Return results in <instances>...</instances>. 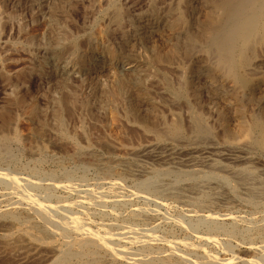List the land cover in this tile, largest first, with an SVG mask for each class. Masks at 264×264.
I'll use <instances>...</instances> for the list:
<instances>
[{
	"label": "rangeland",
	"instance_id": "rangeland-1",
	"mask_svg": "<svg viewBox=\"0 0 264 264\" xmlns=\"http://www.w3.org/2000/svg\"><path fill=\"white\" fill-rule=\"evenodd\" d=\"M46 1L48 3H46ZM53 1L52 0H40V1L39 0H2L1 2L0 0V11H1L0 21H2L0 22V30L1 28L3 30V32L2 30L0 31L2 32L0 34V114L1 112L3 113V111L4 112L6 110L9 111L10 115H12V118L9 119L10 124H8V126L10 127H8L9 128L8 130H6V133L11 132V134H13L16 133L17 131L16 134L21 139L20 143L19 142L13 143L11 145V149L9 148L8 149L9 151L7 150V153L6 150L4 151L3 152L4 156L0 160V172L6 175L5 177L2 176V179L0 180V198H1L0 201L2 200V198L3 199L5 198L0 203V210H1L0 229H8L12 227V223H10L11 221L3 218L1 214L6 210L5 208H7L4 207L6 206L4 204H7L8 206V203L6 202L8 201V198L11 196L8 195L9 189L13 190L15 188V190L13 191L14 192L16 191L17 194L18 193L23 194L21 196H24L26 198L30 197L28 199V203L31 202L30 204H32L33 206L37 205L36 207H39L40 206L39 204H43L42 206H45V209H49L50 211L52 210L51 211L52 213L55 211L56 215L55 212L52 214L53 217L55 216L54 217L55 219H59V217H64V215H61V212L64 214L65 212H67L69 214L70 211L69 217H66L67 214L66 213L65 218H61V219L73 220L75 218V220L71 222L77 228L79 227V224L82 223V226L80 225L79 229H82L81 227L84 226L83 221H85L84 223L85 226H87V229L84 226L83 228L85 230L84 229L82 230H84L85 232L88 231L87 233H89L90 230L89 233L90 237L96 236L95 239L97 238V236L98 239H100L99 237H102V239L100 240H103L104 238V241H106L107 243L111 242V244L115 245L116 247L119 246V248L121 247L124 249H128V247L130 246L129 249L131 251H140V250L145 251V249L150 250L152 248L151 250L153 249L154 251L159 250L160 253L164 252L165 254H167V252L169 253L170 250L174 248L173 246H175L174 249H176V251L177 249L179 250L181 248L180 251H177L178 253L182 254L184 252L185 254L183 253V255L189 256L188 258L189 259L192 258L191 260L193 259L209 260L208 257H214L215 255H217L215 257L216 259L212 258V260H210L212 264H214V262L216 264V260L219 261V259H223L220 260V262L221 263L223 262V264L225 263L231 264L229 262L233 258L230 257H234V256H235L234 260L236 259L235 264H245V263L249 264V262H251L250 264H257V263L264 264V255H262L264 254V250H263L264 249V218H263L264 188L260 190L257 189V187L261 188V186L258 184V181L264 183V158H263L264 156L255 150L249 149L246 152L247 153L246 155L250 159V161L254 159L253 161H251L252 163L247 162V163L234 165L235 163L233 162V160L231 163V159H230L231 157H229L231 155L230 154L231 148L228 147L224 142H222V139L220 138L222 137V134L220 131V126L219 124H217L218 123L217 118H204L207 124L206 127L210 129L209 134L211 136L209 135L207 138H204L205 141H203V138L200 140L199 138L197 139L193 138L194 135L191 132V129L189 130L192 124V118H189V114H190L189 110L184 109L185 106L183 103H181L183 106L181 105V107H179L180 106L179 100H177L176 96L172 94L170 95L169 92L167 93V90L164 87V85L163 84H162L163 86L160 85V83H163L162 80L164 78H167L169 75L170 76L167 78L168 80L171 79L172 81H174L177 79L176 81H178L179 83L180 76L178 75L180 74L177 73L176 70L173 69L171 66L162 64V67H160V65L156 66V64L155 63L153 64L152 62L153 60L152 49L155 47L158 50L164 52L168 49V44L162 42L157 37L155 39L149 37V33L148 34L146 33L147 29H146V25H144L145 23L143 21H139V18L143 15V13L152 10L151 8H154L158 12H162V10H165L164 9L166 8L165 6L167 7L174 6L177 4L178 1L177 0H164V1L162 0H149V1L148 0H53ZM104 1L106 3H104ZM172 3L174 5H172ZM153 4H155L156 6H154ZM114 5L116 8H118L120 12V19H121L120 29L119 28L117 29L115 24H112L108 20L107 14L112 12L114 8L112 6ZM40 6H42L43 8ZM93 9L96 11L94 12ZM109 24L111 26H109ZM61 28L63 29L61 30ZM20 29L22 31H20ZM122 29L124 31L123 33H121ZM41 31L44 32L42 33ZM60 32H62L63 34L65 32L67 33L63 35ZM143 35L144 38L142 37ZM63 36L64 38L66 37L71 39L74 38V40L78 45L76 44V49H75L76 53H74L73 56H70L65 53L62 57L58 58L56 54L53 53L52 51L55 45L57 46L58 39H60V42L64 43ZM145 36H148L146 37L148 40L145 38ZM54 37L55 38L57 37V39L54 40ZM93 38L96 39V44H93L94 43L92 41ZM26 39L27 41H25ZM123 40L127 41L133 46L132 47L133 51L121 49L120 43ZM132 41L133 43H131ZM52 43L54 44V47H52L53 46ZM104 47L105 49L110 47V49L113 50V52L115 53V59L113 61V64L111 65L112 67H108V61ZM181 65L185 69L184 70V74L186 75L185 79L191 80V75H190V71L187 68V64L183 63ZM184 65L186 66L187 70ZM138 66L139 68H137ZM140 66L142 70L140 69ZM99 69L101 70L98 71ZM166 69L173 71L169 72L168 70L166 71ZM185 71L187 73H185ZM144 72H146L147 74ZM126 73H129L131 75L129 74L127 75ZM165 73L167 74L165 75ZM175 73L178 75H176ZM139 75L141 77L143 75L142 77L143 80L142 78L139 77ZM148 75H150V77ZM137 76L139 79L135 78ZM153 76H155V79H153ZM127 77L128 78L132 77L134 82L147 88V90L149 89V93H150L149 96L151 95L149 97L150 102L140 103L136 101L134 96L131 99L130 97L127 98L126 95L122 94V101H121L122 105L116 107V109L115 108L113 109L110 106H108L107 103H105L104 94H102V92L99 90H101L100 88L111 90L117 85L122 84L123 80H124L123 82L127 81L128 79ZM79 79L81 80L79 81ZM158 79L159 80L161 79L160 81L162 82H160ZM152 81L153 82L159 81V82L152 83ZM82 82H84V84H82ZM178 83H176L175 81L173 82L174 86L178 85ZM48 84L50 88L48 87ZM157 84H159L160 86H156ZM147 85L149 86L152 85V86L149 87ZM50 89L52 90L50 91ZM66 93L70 94L69 95L70 98H72L73 101L76 102V106L71 107L72 109L64 107L61 103L64 97H67ZM168 99L170 101H168ZM19 101H22L23 104L19 105L18 104ZM130 103L131 106L129 105ZM144 104L146 105V107ZM176 104L178 106H176ZM30 105H33L36 108V112H37L36 114L37 118L35 117L33 121L34 124L30 123L25 117L24 107ZM101 106L104 107V111H102L103 107L101 108ZM79 109L83 111H80ZM183 109L185 110L184 112ZM71 110L74 111L71 112ZM155 112L157 113L158 119L153 117ZM55 113L58 114L59 116V120H60L59 122L57 121L54 115ZM112 113L113 114L115 113L114 116ZM168 113H170L171 115L170 114L168 115ZM183 114L186 117L183 116ZM163 115H165V117ZM140 116L143 117L147 116V117L139 118ZM176 117L178 122L181 124L180 127H182L184 136L176 139L174 138V140H172L169 137L162 138L163 140L158 139L156 137V134L154 133L155 130L157 129L156 131H162V129H165L164 126L167 127L166 125L171 126L175 124V121L177 122ZM160 118H163V120L161 119V121H159ZM190 119L191 121H189ZM226 119H228V123H230L229 125L232 128H234L235 122L232 121L230 118H226ZM179 120L182 121L180 122ZM168 121L169 123H167ZM37 123L38 124L40 123L41 125L44 126V131H43L44 133H42L41 137H38L36 135L33 136L29 135V131L33 132V130L38 126ZM61 123L62 124L64 123L63 124L64 126ZM188 124L190 125V127ZM33 125L35 126L37 125V126L35 127ZM232 125H234V127ZM50 126L52 127L50 128ZM144 126L148 127L149 132L144 129ZM154 126L157 128H155ZM31 128H33V130ZM152 128L154 129L153 132L151 131ZM140 131H142V133ZM150 132L154 135H151ZM189 132H191L192 134H190ZM59 135L63 137L61 138V136ZM105 137L108 138L106 139ZM28 138L29 140H27ZM149 138H151L152 140ZM146 142L152 144L154 143V145L156 146L155 151L158 153L154 154L155 157L146 156L144 154L139 153V148L143 146L142 145L143 143L146 144ZM117 144L121 146H118ZM25 147H27V149ZM116 149H118V153L121 154L122 152L124 153L122 155H124V157L126 156L127 158L126 162H128L126 163V166L118 167V172H125L126 169L130 171L127 174L124 173L125 174L124 178L121 179H117V177L115 176L106 177L102 173V169H101L103 166L114 165L113 160L115 158L113 154H118ZM119 150L122 152H120ZM128 150L130 152H128ZM196 151H198V153L195 155H201L202 157H210V155L207 154L210 153L213 154L216 157V161L218 160L217 163H219L220 165H224L226 169L217 171V170H211L209 166L206 164H202L199 166H190L189 163L186 164L183 161V159L189 158L190 153ZM174 152L175 154L172 155L171 153ZM166 153L168 155L169 154L171 155L168 156ZM10 156L12 157L8 158ZM220 156L222 157L220 158ZM215 157L212 158L215 159ZM166 159H170V161L172 160L171 163L168 160V163L165 164V162H167ZM244 166L250 172L253 173L252 175L253 178L251 177L250 178L251 180H248V182L245 183L248 184V186H245L244 183H241L236 177H234V175L231 172V169L242 168ZM166 172L169 174V176ZM1 173L0 175H2ZM186 173L189 175V177H187L188 175ZM152 174L155 176H153ZM158 175L160 176L157 177ZM204 175L206 177H204ZM213 175L216 177H214ZM12 177L15 178V180ZM207 177H209L210 181L206 180ZM10 178L16 181L18 184L20 183L19 180L24 182H21V184H19L17 188L16 187L17 184L13 186L15 182ZM145 178L150 179L148 185L146 186L144 185L145 182H143ZM182 178L183 179L187 178V180H183ZM189 178L191 179V181ZM155 179L157 182L155 181ZM164 179L165 181L163 182ZM9 180L11 181L9 182ZM152 180L155 182H153ZM176 180H178L177 181L178 183L176 182ZM107 181L110 182L108 183ZM141 181L143 182L142 184L140 183ZM6 182L7 184L9 183L7 185L8 187L6 185L3 186V184H5ZM10 183L13 185H11ZM22 183L23 184L27 183V185H24L23 187ZM111 183L113 186L111 185ZM188 183L191 186L188 185ZM57 184L60 188L56 186ZM62 184H65L63 185L65 186L64 187L65 189H61L63 188ZM68 184L69 186H67ZM71 184L72 185L76 184V185L72 186ZM21 185L23 189H21ZM143 185L145 187L144 189H143ZM12 186L13 188H11ZM32 186L35 189L32 188ZM114 186L117 187L115 188ZM154 186L155 187L157 186V188H155ZM67 187L73 193L71 191H68ZM174 187L178 188V190ZM25 188H28V190H26ZM158 188L162 189V191L161 190L159 191ZM247 188L251 192L248 191ZM254 188L257 190H255ZM73 189H75L76 191ZM4 190L7 191L8 193L5 192ZM109 190L111 191V193ZM29 191H31L30 194L33 192L32 195H29ZM169 192L171 193L172 196L169 194ZM252 192L254 193L252 194ZM26 194H28L29 196ZM167 194L170 195L171 198ZM81 195L84 197H82ZM95 196L98 198H96ZM34 197L35 199L36 197L39 198L37 199V201L42 200L41 201L42 203L38 202V204H36L35 202L37 201H35ZM147 198L151 200H148ZM44 199H46L50 205ZM152 199L154 202L152 201ZM26 200L25 202H27ZM89 200H91L92 202ZM96 200L98 201L96 202ZM100 202H106V203H100ZM65 204H67L66 207L64 206L63 207L64 209L61 208ZM97 204L98 205L101 204L102 206L101 205L96 206ZM49 206L51 207L49 208ZM53 209H58V211L57 210L53 211ZM59 209L61 212L59 211ZM15 212L19 213V216H22L24 214L21 208L15 209ZM58 212L59 214H57ZM208 214H210V216L212 215V217L214 216L215 220L214 217L208 218L210 217L207 216ZM72 215H76V216L73 217ZM215 215L217 216V218ZM78 219H80L82 222H80V220ZM76 220H78L77 222L79 224L76 222ZM75 222L76 225L78 224V226L75 225ZM101 224L102 225L104 224L103 229L101 227L102 226ZM122 224L125 225L128 224V225L125 226ZM177 224H181V227L180 225ZM100 228L102 230H100ZM138 228H140L139 231L141 230L140 231L141 233L145 232V234L147 235L144 234L141 235L140 232H137ZM152 228L155 229L153 230ZM127 229L131 231H129L128 233ZM147 229L148 231L149 230L150 231L149 232L145 231ZM125 230H127L126 231L127 233H122L125 232ZM106 233L108 235H106ZM124 234H126V236L128 234L129 237L124 236ZM135 234L137 237L135 236ZM104 235L106 237H104ZM111 236L114 239L111 240ZM122 237L126 239L123 240ZM132 237L134 238V240ZM135 237L137 238L136 241H135ZM158 237L159 239L161 237V240H159ZM201 237L204 238L201 239ZM208 237L209 238L214 237V238L213 240L211 239L212 241H210ZM19 238L20 237L0 239V264H48L49 263V261L53 256V252H52L53 249L48 242L35 241L36 242L35 243L32 239L29 240L25 238L23 239L22 238L19 239ZM156 238L159 241H157ZM153 239L155 242L152 241ZM109 240L111 241L109 242ZM119 240L120 242L119 244H117ZM115 241H117V243ZM127 241L130 242L127 243ZM160 241L162 242L160 243ZM179 241H181L180 242L181 244L178 243ZM146 242L148 243L150 242V243L146 244ZM213 242L214 244L215 243L216 244L215 245L212 244ZM184 243H186L187 245L186 244H185L186 246L182 245ZM140 244L142 245V247ZM171 245L172 247L170 248L169 246ZM199 245L201 246V249L197 247ZM220 247L222 250L220 249ZM197 248H198V252L196 251ZM202 248L204 250H202ZM191 250L193 255L190 253ZM189 253L190 255H188ZM208 254H210V256H208ZM211 254L213 256H211ZM259 254H261V256ZM95 255L97 256H95V259L92 262L89 263L88 261L85 264H94V263L97 264L98 262H100L99 264H108V263L126 264L123 261L121 262V260L111 261L112 260L110 259L111 257L104 250L95 251ZM253 258H256L258 262H255L256 259ZM220 262L217 264H221ZM231 262L232 264H234V261Z\"/></svg>",
	"mask_w": 264,
	"mask_h": 264
},
{
	"label": "bare ground",
	"instance_id": "bare-ground-1",
	"mask_svg": "<svg viewBox=\"0 0 264 264\" xmlns=\"http://www.w3.org/2000/svg\"><path fill=\"white\" fill-rule=\"evenodd\" d=\"M40 1V0H39ZM53 1V0H52ZM149 1V0H148ZM164 1V0H162ZM177 4L174 5L172 3V5L174 6H165L166 8H164L165 10H162V12H158L156 11L154 8H151L152 10L147 11L146 13H143V15L139 18V21H143L144 25H146V33H149V37L155 39L156 37L161 40L162 42H165L168 44V49L166 51H160L157 48H153L152 49V53H153V64L155 63L156 66L160 65V67H162V64H165L167 66H171L173 69L176 70L177 73H179L180 78H179V83L178 81H176V77L174 80L176 83H178V85L173 84L174 81H172L171 79L168 80L167 78L170 76L168 73V77L164 78L162 81L163 83H160V85H164V87L167 90V93L169 92L170 95H174L176 96L177 100H179V104L181 107V103L184 104L185 106V110L188 109L189 110V118H192V124H191V128H189V130L191 129V132L193 133L194 137L193 138H199L202 139L203 141L204 138H207L210 134H209V130L206 127V121L204 118H217V121L220 126V131L222 134V137H220L222 139V142H224L228 147L231 148L230 150V156L231 157V163L232 160L236 164H241V163H247V162H251L253 160L250 161V159L247 157V151L249 149L251 150H255L258 153L262 154L264 156V0H177ZM2 2V0H1ZM4 2V1H3ZM56 2V1H55ZM58 2V1H57ZM100 2V1H99ZM168 2V1H167ZM176 2V1H175ZM42 3V2H40ZM46 3H48L46 1ZM54 3V1H53ZM104 3H106L104 1ZM141 3V2H140ZM154 3V2H153ZM159 3V2H158ZM161 3V2H160ZM36 4V3H35ZM66 4V3H65ZM74 4V3H73ZM164 4V3H163ZM162 4V5H163ZM34 5V4H33ZM47 5V4H46ZM52 5V4H50ZM58 5V4H57ZM154 6H156L155 4H153ZM61 6V5H60ZM146 6V5H145ZM42 7V6H40ZM59 7V6H58ZM70 7V6H69ZM97 7V6H96ZM102 7V6H100ZM112 12H110L108 15V20L109 22H111L112 24H115L116 28L120 29L121 27V23H120V12L118 10V8L114 6ZM127 7V6H126ZM37 8V7H36ZM43 8V7H42ZM45 8V7H44ZM93 8V7H92ZM104 8V7H103ZM38 9V8H37ZM47 10V9H46ZM54 10V9H53ZM68 10V9H67ZM71 10V9H70ZM94 10V9H93ZM49 11V10H48ZM91 11V10H90ZM96 10H94L95 12ZM1 12V11H0ZM102 12V11H101ZM41 13V12H40ZM51 14V13H50ZM55 14V13H54ZM71 14V13H70ZM43 15V14H42ZM94 15V14H93ZM96 15V14H95ZM48 16V15H47ZM45 16V17H47ZM85 16V15H84ZM3 17V16H2ZM1 17V18H2ZM43 17V16H42ZM41 17V18H42ZM62 17V15H61ZM94 17V16H93ZM6 18V17H5ZM136 18V17H135ZM34 19V18H32ZM38 19V17H37ZM50 19V17H49ZM48 19V20H49ZM52 19V18H51ZM56 19V18H55ZM126 19V18H125ZM10 20V19H9ZM42 20V19H41ZM47 20V21H48ZM59 20V19H58ZM90 20V19H89ZM13 21V19H12ZM56 21V20H54ZM60 21V20H59ZM128 21V20H127ZM135 21V20H134ZM2 22V21H0ZM6 22V21H4ZM8 22V21H7ZM33 22V21H32ZM42 22V21H41ZM70 22V21H69ZM34 23V22H33ZM48 23V22H47ZM61 23V22H60ZM66 23V22H65ZM110 23V24H111ZM129 23V22H128ZM142 23V22H141ZM2 24V23H1ZM36 24V23H35ZM39 24V23H38ZM64 24V23H63ZM109 24V26H111ZM135 24V23H133ZM139 24V23H138ZM8 25V24H7ZM49 25V24H48ZM55 25V22H54ZM106 25V24H105ZM128 25V24H126ZM143 25V26H144ZM5 26V25H4ZM3 26V27H4ZM57 26V24H56ZM123 26V25H122ZM137 26V25H136ZM142 26V27H143ZM2 27V26H1ZM46 27V26H44ZM67 27V26H66ZM100 27V26H99ZM124 27V26H123ZM122 27V28H123ZM127 27V26H126ZM132 27V26H131ZM19 28V26H18ZM17 28V29H18ZM130 28V27H129ZM139 28V27H138ZM137 28V29H138ZM48 29V28H47ZM63 28H61L62 30ZM77 29V28H76ZM100 29V28H99ZM124 29V28H123ZM123 29L121 30L123 33ZM145 29V27H144ZM2 30V28H1ZM0 30V31H1ZM52 30V29H51ZM59 30V31H61ZM67 30V29H66ZM131 30V29H130ZM129 30V31H130ZM133 30V29H132ZM20 31H22L20 29ZM45 31V30H44ZM43 31V32H44ZM57 31V30H56ZM65 31V30H64ZM83 31V30H82ZM145 31V30H144ZM3 32V30H2ZM0 32V34L2 33ZM42 32V31H41ZM42 32V33H43ZM81 32V31H80ZM131 32V31H130ZM19 33V32H17ZM61 34H63L62 32H60ZM67 33V32H65ZM65 33L63 35H65ZM24 34V33H23ZM78 34V33H77ZM120 34V33H119ZM134 34V33H133ZM142 34V33H141ZM144 34V33H143ZM22 35V34H21ZM56 35V34H55ZM54 35V36H55ZM58 35V34H57ZM67 35V34H66ZM79 35V34H78ZM116 35V34H115ZM128 35V34H127ZM135 35V34H134ZM43 36V35H42ZM47 36V35H46ZM70 36V35H69ZM68 36V37H69ZM132 36V35H131ZM137 36V35H136ZM140 36V35H139ZM28 37V36H27ZM33 37V36H31ZM59 37V36H58ZM134 37V36H133ZM144 38V35L142 36ZM148 36H145V38ZM64 38V36H63ZM62 38V39H63ZM119 38V37H118ZM141 38V37H140ZM57 39V37H54V40ZM89 39V38H88ZM136 39V37H135ZM134 39V40H135ZM147 39V38H146ZM30 40V39H28ZM47 40V39H46ZM52 40V39H51ZM53 40V41H54ZM64 43L60 42V39H58V44L57 46L54 44L52 47H54L53 49V53L56 54V56L62 57L65 53L73 56L76 49V41L71 38H64ZM119 40V39H118ZM132 40V39H131ZM144 40V39H143ZM148 40V39H147ZM151 40V39H149ZM27 41V39L25 40ZM36 41V40H35ZM42 41V40H41ZM48 41V40H47ZM46 41V42H47ZM50 41V40H49ZM92 41L94 42L93 44H96V39H92ZM91 41V42H92ZM45 42V43H46ZM112 42V41H111ZM135 42V41H134ZM14 43V42H13ZM18 43V41H17ZM20 43V42H19ZM24 43V42H23ZM120 43V42H118ZM133 43V41L131 42ZM34 44V43H33ZM116 44V43H115ZM114 44V45H115ZM121 49L122 50H130L133 51V46L128 43L127 41L123 40L121 43ZM144 44V43H142ZM17 45V44H16ZM19 45V44H18ZM24 45V44H23ZM78 45V44H77ZM136 46V45H135ZM50 47V46H49ZM102 47V46H101ZM81 48V47H80ZM99 48V47H98ZM112 48V47H111ZM117 48V47H116ZM167 48V47H166ZM83 49V48H82ZM81 49V50H82ZM101 49V48H100ZM105 49V47H104ZM113 49V48H112ZM120 49V50H121ZM162 49V48H161ZM29 50V49H27ZM33 51V50H32ZM118 51V50H117ZM30 52V51H29ZM106 52V56H107V61H108V67H112L111 65L113 64V61L115 59V53L113 52V50L109 48L105 49ZM121 52V51H120ZM126 52V51H124ZM36 53V52H35ZM118 53V52H117ZM142 53V52H141ZM82 54V53H81ZM122 54V53H121ZM120 54V55H121ZM96 55V54H95ZM97 56V55H96ZM126 57V56H125ZM129 59V58H127ZM148 59V58H147ZM132 60V59H131ZM116 61V60H115ZM127 61V60H126ZM51 62V61H50ZM121 62V61H120ZM128 62V61H127ZM138 63V62H137ZM187 64V68L190 71V75H191V80H187L185 79V74H184V68L182 67L181 64ZM135 64V63H134ZM141 64V63H139ZM152 64V63H151ZM152 64V65H153ZM130 65V64H129ZM53 66V65H52ZM132 66V65H131ZM137 66V65H136ZM142 66V65H141ZM140 66V69H141ZM164 66V65H163ZM185 66V65H184ZM83 67V66H82ZM159 67V68H160ZM66 68V67H65ZM71 68V67H70ZM116 68V67H115ZM132 68V67H131ZM139 68V66L137 67ZM144 68V67H143ZM167 68V67H166ZM171 68V69H172ZM186 68V66H185ZM186 68V70H187ZM46 69V68H45ZM83 69V68H82ZM91 69V68H90ZM134 69V68H133ZM148 69V67H147ZM145 69V70H147ZM79 70V69H78ZM101 69H99L98 71H100ZM106 70V68H105ZM108 70V68H107ZM130 70V69H129ZM132 70V69H131ZM137 70V69H136ZM135 70V71H136ZM142 70V69H141ZM173 71V70H169L166 69V71ZM73 71V70H72ZM112 71V70H111ZM165 71V72H166ZM188 71V72H189ZM52 72V71H51ZM79 72V71H78ZM90 72V71H89ZM92 72V71H91ZM115 72V71H114ZM137 72V71H136ZM159 72V70H158ZM175 72V71H174ZM55 73V72H54ZM111 73V72H110ZM109 73V74H110ZM132 73V72H130ZM146 73V72H144ZM153 73V72H152ZM185 73H187L185 71ZM56 74V73H55ZM127 75L129 73H126ZM135 74V73H134ZM147 74V73H146ZM158 74V73H157ZM167 73H165L166 75ZM49 75V74H48ZM53 75V74H52ZM98 75V74H97ZM125 75V76H127ZM131 75V74H129ZM141 75V74H140ZM139 75L140 78L142 77ZM151 75V74H150ZM150 75H148L150 77ZM161 75V74H160ZM159 75V76H160ZM174 75V74H173ZM184 75V76H183ZM78 76V75H77ZM156 76V75H155ZM155 76H153V79H155ZM158 76V77H159ZM129 77V76H128ZM127 77V78H128ZM162 77V76H161ZM160 77V78H161ZM47 78V77H46ZM63 78V77H61ZM70 78V77H69ZM96 78V77H94ZM105 78V77H104ZM110 78V77H109ZM134 78V76H133ZM133 78L130 77L127 79V81L123 82L122 80V84L117 85L116 87H114L111 90H107L105 88H100L102 92V94H104L105 97V103L108 104V106H110L111 108H115L119 107L120 105H122V94L126 95V97H130L131 99L133 98V96L135 97L137 102H143V103H149L150 99L149 97V89L147 90V88L143 87L140 84H137L136 82L133 81ZM135 78H138L135 77ZM148 78V77H147ZM172 78V77H171ZM68 79V78H67ZM71 79V78H70ZM87 79V78H86ZM139 79V78H138ZM81 79H79L80 81ZM95 80V79H94ZM93 80V82H94ZM111 80V79H110ZM115 80V79H114ZM143 80V78H142ZM157 80V78H156ZM159 80V79H158ZM161 80V79H160ZM159 80V81H160ZM67 81V80H66ZM76 81V80H75ZM91 81V80H90ZM105 81V80H104ZM157 81V82H159ZM160 81V82H162ZM59 82V81H58ZM64 82V81H63ZM99 82V81H98ZM156 82V81H155ZM152 81V83H155ZM156 82V83H157ZM172 82V84H171ZM54 83V82H53ZM81 83V82H80ZM106 83V82H105ZM62 84V82H61ZM71 84V83H70ZM74 84V83H73ZM79 84V83H78ZM82 84H84V82H82ZM102 84V83H101ZM100 84V85H101ZM115 84V83H114ZM54 85V84H53ZM91 85V83H90ZM89 85V86H90ZM99 85V84H98ZM113 85V84H112ZM159 84H157L156 86H160ZM162 85V86H163ZM69 86V85H68ZM94 86V84H93ZM114 86V85H113ZM149 86V85H147ZM152 86V85H151ZM149 86V87H151ZM49 87V84H48ZM62 87V86H61ZM50 88V87H49ZM91 88V87H90ZM153 88V87H152ZM56 89V88H55ZM62 89V88H61ZM65 89V88H64ZM70 89V88H69ZM74 89V88H73ZM157 89V88H156ZM159 89V88H158ZM52 89H50L51 91ZM59 90V89H58ZM164 90V89H163ZM67 91V90H66ZM72 91V90H71ZM68 91V92H71ZM78 91V90H77ZM98 91V90H97ZM162 91V90H161ZM67 92V93H68ZM74 92V90H73ZM158 92V91H157ZM160 92V91H159ZM66 93V94H67ZM93 93V92H91ZM162 93V92H161ZM18 94V93H17ZM74 94V93H73ZM23 95V94H22ZM70 94H67V97H64V99L62 100V105L66 108H71L73 106H76V102L73 101L72 98H70L69 96ZM88 95V94H87ZM92 95V94H91ZM62 96V95H61ZM69 96V97H68ZM82 96V95H81ZM101 96V95H100ZM161 96V95H159ZM28 97V96H27ZM102 97V96H101ZM173 97V96H172ZM79 98V97H78ZM77 98V99H78ZM91 98V97H90ZM94 98V97H93ZM103 98V97H102ZM26 99V98H25ZM175 99V98H174ZM87 100V99H86ZM101 100V99H100ZM159 100V99H158ZM129 101V100H128ZM156 101V100H155ZM168 101H170L168 99ZM28 102V101H27ZM135 102V101H134ZM136 102V103H137ZM158 102V101H157ZM133 103V102H132ZM163 103V102H162ZM19 105H22L23 102L19 101L18 102ZM35 104V103H34ZM84 104V103H83ZM87 104V103H86ZM89 104V103H88ZM98 104V103H97ZM134 104V103H133ZM161 104V103H160ZM178 104V103H177ZM176 104V106H178ZM131 106V103L129 104ZM138 105V104H137ZM145 105V104H144ZM172 105V104H171ZM94 106V105H93ZM136 106V105H135ZM140 106V105H139ZM183 106V105H182ZM58 107V106H57ZM103 106H101L102 108ZM141 107V106H140ZM146 107V105H145ZM166 107V106H164ZM178 107V108H179ZM38 108V107H37ZM54 108V107H53ZM99 108V107H98ZM97 108V109H98ZM100 108V109H101ZM154 108V107H153ZM170 108V107H169ZM173 108V106H172ZM3 109V108H2ZM1 109V110H2ZM8 109V108H7ZM25 117L26 119L32 123L34 121V118L36 117V108L33 105L30 106H25ZM46 109V108H45ZM72 109V108H71ZM76 109V108H75ZM93 109V108H92ZM144 109V108H143ZM183 109V112L185 111ZM19 110V109H18ZM80 110V109H79ZM87 110V109H86ZM139 110V109H138ZM142 110V109H141ZM149 110V109H148ZM164 110V108H163ZM174 110V108H173ZM176 110V109H175ZM180 110V109H179ZM182 110V109H181ZM7 111V110H6ZM3 113L1 112L0 114V160L3 158L4 154L3 152L10 148L11 149V145L13 143H17V142H21L20 137L16 134L13 133H6V130H8L10 126H8L9 123V119L12 118V115H10L9 111ZM74 110H71V112ZM83 111V110H80ZM94 111V110H93ZM102 111H104V107L102 109ZM150 111V110H149ZM148 111V112H149ZM156 111V109H155ZM166 111V110H165ZM162 112V111H161ZM20 113V112H19ZM42 113V112H41ZM52 113V112H51ZM92 113V112H91ZM102 113V112H101ZM110 113V112H109ZM135 113V112H134ZM144 113V112H143ZM181 113V112H180ZM179 113V114H180ZM16 114V113H15ZM21 114V113H20ZM73 114V113H71ZM79 114V113H78ZM77 114V115H78ZM85 114V113H84ZM113 114V113H112ZM115 114V113H114ZM113 114V116H114ZM152 114V113H151ZM160 114V112H159ZM167 114V113H166ZM170 113H168L169 115ZM188 114V112H187ZM186 114V115H187ZM24 115V114H23ZM57 121L59 122V116L58 114H54ZM66 115V114H65ZM162 115V114H161ZM171 115V114H170ZM38 116V115H37ZM61 116V115H60ZM150 116V115H149ZM153 116V115H152ZM165 117V115H163ZM180 116V115H179ZM183 116H185L183 114ZM182 116V117H183ZM24 117V118H25ZM48 117V116H47ZM86 117V116H85ZM126 117V116H125ZM145 117V116H144ZM143 116H140L139 118H144ZM147 117V116H146ZM145 117V118H146ZM154 118L158 119L157 113L155 112ZM168 117V116H167ZM170 117V116H169ZM181 117V118H182ZM186 117V116H185ZM37 118V117H36ZM82 118V116H81ZM84 118V117H83ZM127 118V117H126ZM150 118V117H148ZM152 118V117H151ZM180 118V117H179ZM188 118V117H187ZM226 118H230L232 121L235 122V127L234 125H232L234 128H232L228 123V119ZM51 119V117H50ZM49 119V120H50ZM61 119V118H60ZM114 119V117H113ZM112 119V120H113ZM161 119L163 120V118H160L159 121H161ZM173 119V117H172ZM185 119V118H184ZM183 119V120H184ZM14 120V119H13ZM20 120V119H19ZM24 120V119H22ZM37 120V119H35ZM53 120V119H52ZM51 120V121H52ZM108 120V119H107ZM111 120V119H110ZM153 120V119H152ZM175 120V119H174ZM177 120V117H176ZM115 121V119H114ZM156 121V120H155ZM172 121V120H171ZM180 121V120H179ZM182 121V120H181ZM180 121V122H181ZM187 121V120H186ZM191 121V119L189 120ZM98 122V121H97ZM143 122V121H142ZM216 122V120H215ZM233 122V123H234ZM13 123V122H12ZM82 123V122H81ZM169 123V121L167 122ZM188 123V122H187ZM214 123V122H213ZM232 123V122H231ZM53 124V123H52ZM62 124V123H61ZM64 124V123H63ZM62 124V125H63ZM190 124V123H189ZM188 124V125H189ZM209 124V123H208ZM216 124V123H215ZM216 124V125H217ZM38 125V126H37ZM37 127L35 125L34 130L33 128H31L33 130V132H30L29 130V135H36L38 137L42 136V133H44V126L41 125L40 123H37ZM171 125V124H170ZM185 125V124H184ZM211 125V124H210ZM215 125V126H216ZM55 126V125H54ZM64 126V125H63ZM167 127L164 126L165 129H162V131H156L155 130V134L156 137L158 139H162L165 137H169L172 140H174V138H180L183 135V131H182V127L181 124L175 121V124L169 126L166 125ZM209 126V125H208ZM212 126V125H211ZM31 127V126H30ZM29 127V128H30ZM52 126H50L51 128ZM62 127V126H61ZM151 127V126H150ZM149 127V128H150ZM155 127V126H154ZM153 127V128H154ZM162 127V126H161ZM190 127V125H189ZM49 128V129H50ZM59 128V127H58ZM152 128V132L154 131V129ZM157 128V127H155ZM160 128V127H159ZM218 128V127H217ZM216 128V129H217ZM28 129V128H27ZM47 129V127H46ZM54 129V128H53ZM144 129L146 131H148V127L144 126ZM151 129V128H150ZM149 129V130H150ZM215 129V128H214ZM56 130V129H55ZM219 131V133H220ZM9 132V131H8ZM13 132V131H12ZM27 132V131H26ZM46 132V131H45ZM51 132V131H50ZM57 132V131H56ZM142 133V131H140ZM149 132V131H148ZM186 132V131H185ZM191 132H189L190 134H192ZM49 133V132H47ZM151 133V132H150ZM11 134V135H9ZM21 134V133H20ZM61 134V133H60ZM185 134V133H184ZM28 135V136H29ZM144 135V134H143ZM151 135H154L151 133ZM150 135V136H151ZM61 136V135H59ZM58 136V137H59ZM68 136V135H67ZM76 136V135H75ZM149 136V135H148ZM211 136V135H210ZM27 137V136H26ZM63 136H61L62 138ZM22 138V137H21ZM25 138V137H24ZM70 138V137H69ZM106 138V137H105ZM108 138V137H107ZM106 138V139H107ZM218 138V137H216ZM65 139V138H64ZM148 139V138H147ZM151 139V138H149ZM29 140V138L27 139ZM152 140V139H151ZM163 140V139H162ZM166 140V139H165ZM184 140V139H183ZM36 141V140H35ZM104 141V140H103ZM108 141V140H107ZM150 141V140H149ZM168 141V140H167ZM179 141V140H177ZM144 142V141H143ZM175 142V141H174ZM74 143V142H73ZM103 143V142H102ZM176 143V142H175ZM179 143V142H178ZM184 143V142H183ZM196 143V142H195ZM203 143V142H202ZM210 143V142H209ZM32 144V142H31ZM180 144V143H179ZM182 144V143H181ZM193 144V143H192ZM206 144V143H205ZM223 144V143H222ZM118 146H121L119 144H117ZM143 146L139 148V153L144 154L146 156H154L155 153H158L155 151L156 146L154 145V143H147L146 144H142ZM32 146V145H31ZM78 146V145H77ZM103 146V145H102ZM141 146V145H139ZM138 146V147H139ZM164 146V145H162ZM161 146V147H162ZM222 146V145H221ZM225 146V145H224ZM16 147V146H15ZM79 147V146H78ZM110 147V146H109ZM169 147V146H168ZM226 147V146H225ZM18 148V147H17ZM27 149V147H25ZM29 148V147H28ZM34 148V147H33ZM113 148V146H112ZM165 148V147H164ZM227 148V147H226ZM76 149V148H75ZM124 149V148H123ZM134 149V148H133ZM159 149V148H158ZM157 149V151H158ZM170 149V148H169ZM209 149V148H208ZM45 150V149H44ZM105 150V149H104ZM114 150V148H113ZM117 153H118V149ZM135 150V149H134ZM166 150V149H165ZM171 150V149H170ZM167 150V151H170ZM204 150V149H203ZM206 150V149H205ZM9 151V150H8ZM120 151V150H119ZM132 151V149H131ZM202 151V150H200ZM199 151V152H200ZM207 151V150H206ZM229 151V150H228ZM226 151V152H228ZM26 152V150H25ZM29 152V151H28ZM78 152V151H77ZM116 152V151H115ZM122 152V151H120ZM128 152H130L128 150ZM96 153V152H95ZM114 153V152H113ZM112 153V154H113ZM133 153V152H132ZM138 153V151H137ZM161 153V152H160ZM169 153V152H168ZM179 153V152H178ZM186 153V151H185ZM190 153V152H189ZM188 153V154H189ZM198 151L196 152H191L190 153V157L189 158H184L183 161L187 164L189 163L190 166H199L202 164H206L209 166V168L211 170H222V169H226V167L224 165H220L219 163H217L216 161V157L213 154H207L210 155V157H202L201 155H195L197 154ZM208 153V152H207ZM218 153V152H217ZM220 153V152H219ZM250 153V152H249ZM9 154V153H8ZM108 154V153H107ZM110 154V153H109ZM122 154H124L122 152ZM121 153L118 154H113L114 155V165H110V166H103L102 169V173L107 177V176H115L117 177V179H121L124 178V175L127 174L128 172H130L128 169L125 170V172H118V167H124L126 166V162L127 158L126 156L124 157V155H122ZM129 154V153H128ZM164 154V153H163ZM167 154V153H166ZM172 155L175 154L171 153ZM169 154V155H171ZM186 154V155H188ZM253 154V153H252ZM14 155V154H13ZM12 155V156H13ZM42 155V154H41ZM75 155V154H74ZM137 155V154H136ZM168 155V154H167ZM168 155V156H169ZM184 155V154H183ZM185 155V156H186ZM12 156L8 157L11 158ZM30 156V154H29ZM35 156V155H34ZM166 156V155H165ZM227 156V155H226ZM111 157V156H110ZM159 157V156H158ZM164 157V156H163ZM162 157V158H163ZM182 157V155H181ZM212 157H215V159H213ZM222 156H220L221 158ZM40 158V157H39ZM161 158V157H160ZM166 158V157H165ZM170 158V157H169ZM176 158V157H175ZM219 158V157H218ZM264 158V157H263ZM171 159V158H170ZM170 159H166L167 162H165V164L168 163V160L170 161ZM175 160V159H174ZM6 161V159H5ZM99 161V160H98ZM172 161V160H171ZM170 161V163H171ZM262 161V160H261ZM182 162V163H184ZM252 163V162H251ZM113 164V163H112ZM172 165V164H171ZM227 165V164H226ZM230 166V165H229ZM16 167V166H15ZM98 167V166H97ZM165 167V166H163ZM168 167V166H166ZM170 168V167H169ZM195 168V167H194ZM197 168V167H196ZM163 169V168H162ZM166 169V168H165ZM250 169V168H249ZM100 170V169H99ZM168 170V169H167ZM155 171V170H154ZM158 171V170H157ZM162 171V170H161ZM166 171V170H165ZM172 171V170H171ZM229 171V170H228ZM156 172V171H155ZM232 174L234 175V177H236L241 183H244L245 186H248V184H245L248 182V180H251L250 178L252 177L253 173L250 172L245 166L242 168H236V169H231ZM1 173V172H0ZM125 173V174H124ZM153 173V172H152ZM167 173V172H166ZM170 173V172H169ZM193 173V172H192ZM2 175L0 180L2 179V176H6L4 173H1ZM143 174V173H142ZM161 174V173H160ZM168 174V173H167ZM187 174V173H186ZM230 174V173H229ZM153 175V174H152ZM157 175V174H156ZM188 175V174H187ZM192 175V174H191ZM207 175V174H206ZM8 176V175H7ZM10 176V175H9ZM13 176V175H12ZM63 176V175H62ZM139 176V175H138ZM142 176V175H141ZM147 176V175H146ZM155 176V175H153ZM160 175H158L157 177H159ZM169 176V174H168ZM194 176V175H193ZM201 176V175H200ZM199 176V177H200ZM214 176V175H213ZM232 176V175H231ZM11 177V176H10ZM134 177V176H133ZM145 177V176H144ZM143 177V178H144ZM151 177V176H148ZM189 177V175L187 176ZM204 177H206L204 175ZM203 177V178H204ZM216 177V176H214ZM218 177V176H217ZM13 178V177H12ZM17 178V177H16ZM19 178V177H18ZM38 178V177H37ZM162 178V177H161ZM164 178V177H163ZM168 178V177H167ZM181 178V177H180ZM191 178V177H190ZM189 178V179H190ZM235 178V179H236ZM253 178V177H252ZM7 179V178H5ZM11 179V178H10ZM15 180V178H13ZM11 179V180H13ZM21 179V178H20ZM176 179V178H174ZM178 179V178H177ZM183 179V178H182ZM192 179V178H191ZM190 179V181H191ZM211 179V178H210ZM236 179V180H237ZM255 179V178H254ZM9 180V182L11 181ZM13 180V181H14ZM17 180V179H16ZM23 180V179H22ZM150 179H146L143 181L145 182V186L148 185ZM154 180V179H153ZM152 180V181H153ZM183 180H187L183 179ZM194 180V178H193ZM206 180H209V177H207ZM214 180V179H213ZM218 180V179H217ZM216 180V181H217ZM4 181V180H3ZM21 184V181L19 180ZM18 181V182H19ZM37 181V180H36ZM156 181V179H155ZM153 181V182H155ZM165 181V179L163 180V182ZM178 180H176L177 182ZM210 181V180H209ZM258 181V180H257ZM5 182V181H4ZM14 185L17 184V188L19 186V184L14 181ZM28 182V181H27ZM33 182V181H32ZM38 182V181H37ZM108 182V181H107ZM110 182V181H109ZM108 182V183H109ZM142 181L140 182L141 184L143 183ZM157 182V181H156ZM175 182V183H176ZM180 182V181H179ZM195 182V181H194ZM256 182V181H253ZM3 183V182H2ZM40 183V182H39ZM138 183V184H140ZM178 183V182H177ZM185 183V182H184ZM187 183V182H186ZM191 183V182H190ZM197 183V182H196ZM9 184V183H8ZM7 182L5 184H3V186H7L8 185ZM23 184V183H22ZM31 184V183H30ZM51 184V183H50ZM151 184V183H150ZM180 184V183H179ZM183 184V183H181ZM198 184V183H197ZM252 184V183H251ZM256 184V183H255ZM253 184V185H255ZM258 184L261 186L257 187L258 190L263 189L264 188V183H262L261 181H258ZM27 185V183L23 184ZM29 185V184H28ZM37 185V184H36ZM60 185V184H59ZM65 184H62V186ZM72 185V184H71ZM70 185V186H71ZM76 185V184H75ZM72 185V186H75ZM112 185V183H111ZM117 185V184H116ZM120 185V184H119ZM143 185V189L145 188ZM156 185V183H155ZM164 185V184H163ZM188 185H190L188 183ZM196 185V184H195ZM13 186L11 188H13ZM30 186V185H29ZM28 186V188H29ZM57 187L58 184L56 185ZM69 186V184L67 185ZM113 186V185H112ZM118 186V185H117ZM116 186V187H117ZM122 186V185H121ZM191 186V185H190ZM238 186V185H237ZM243 186V185H242ZM8 187V186H7ZM22 185H21V189H23ZM26 187V186H25ZM31 187V186H30ZM37 187V186H36ZM56 187V188H57ZM65 186H63V188L61 189H65ZM110 187V185H109ZM115 187V186H114ZM115 187V188H116ZM123 187V186H122ZM125 187V186H124ZM155 187V186H154ZM240 187V185H239ZM10 188V187H9ZM28 188H25L26 190H28ZM32 188H34L32 186ZM41 188V187H40ZM60 188V187H59ZM68 188V187H67ZM75 188V187H74ZM77 188V187H76ZM105 188V187H104ZM152 188V187H151ZM157 188V186L155 187ZM160 188V187H159ZM158 188V189H159ZM165 188V187H164ZM176 188V187H174ZM192 188V187H191ZM194 188V187H193ZM242 188V187H241ZM6 189V187H5ZM24 189V190H25ZM35 189V188H34ZM32 189V190H34ZM38 189V188H37ZM72 189V188H71ZM110 189V188H109ZM149 189V188H148ZM178 190V188H176ZM190 189V188H189ZM251 189V187H250ZM255 189V188H254ZM255 189V190H257ZM15 190V188L13 189ZM12 189H9V196H13V197H9L8 201L4 204L7 207L5 208L6 210L1 214V216L5 219L10 220L12 223V227L8 228V229H0V239L3 238H13V237H20V238H25V239H32L34 242H48L50 244V246L53 249V256L51 258V260L49 261L48 264H85L86 262L89 261L92 262L95 259V251H99V250H104L105 252H107V254L111 257L110 259L113 260H121V262H125L126 264H212V262H210V260H212V258H215L217 255H215L214 257H208L209 260L207 259H201V260H191L186 255H183V253H178L177 251H180V249L176 251L175 246H173L174 248H172L170 250V252L167 254H162L160 253L159 250L154 251L153 250H146L145 251H131L128 247V249H124V248H119L116 247L115 245L111 244V240L114 239L111 236V240H109L110 243H107L106 241L100 240L102 239V237H99L100 239L97 238L95 239V237H90L89 233L85 232L84 230V226H85V221H83L84 226L81 227L82 229H79L80 225L82 226V223L79 224L77 221L80 220H76V222L79 224V227H75L74 224L72 223L73 220H75V218L73 220H65V219H61V218H65V214L67 212L62 213L59 209V211L61 212V215H64V217H59V219H55L53 217V213L55 212L54 210L58 209H53V213L49 210V209H45V206H42L43 204H39V207H36L38 204V202L41 201H37V198L35 199L36 206H33L32 204L28 203V198L21 196L23 194H17L16 191L14 192ZM21 190V191H24ZM25 190V191H26ZM31 190V191H32ZM48 190V189H47ZM75 190V189H73ZM78 190V189H77ZM95 190V189H94ZM102 190V189H100ZM108 190V189H107ZM112 190V189H111ZM124 190V189H123ZM162 191V189H159V191ZM167 190V188H166ZM174 190V189H173ZM191 190V189H190ZM248 190V188H247ZM246 190V191H247ZM254 190V191H255ZM5 191V190H4ZM18 191V189H17ZM20 191V193H21ZM29 191V195H32V193L30 194ZM68 191L69 190L68 188ZM76 191V190H75ZM99 191V190H98ZM104 191V190H103ZM110 191V190H109ZM153 191V190H152ZM250 191V190H248ZM7 192V191H5ZM72 192V191H71ZM157 192V191H156ZM164 192V191H163ZM251 192V191H250ZM8 193V192H7ZM28 193V192H26ZM73 193V192H72ZM77 193V192H76ZM104 193V192H103ZM111 193V191H110ZM115 193V191H114ZM122 193V192H121ZM149 193V191H148ZM155 193V192H154ZM158 193V192H157ZM160 193V192H159ZM162 193V192H161ZM168 193V192H167ZM172 193V191H171ZM171 193L169 192V194L171 195ZM254 192H252L253 194ZM257 193V192H256ZM93 194V193H92ZM100 194V193H99ZM166 194V192H165ZM198 194V193H197ZM28 195V194H26ZM28 195V196H29ZM37 195V194H36ZM77 195V194H76ZM79 195V194H78ZM86 195V194H85ZM98 195V194H96ZM116 195V194H114ZM118 195V193H117ZM141 195V194H140ZM168 195V194H167ZM168 195V196H170ZM173 195V193H172ZM171 195V196H172ZM199 195V194H198ZM258 195V194H257ZM263 195V193H262ZM3 196V195H2ZM1 196V197H2ZM50 196V195H49ZM48 196V197H49ZM82 196V195H81ZM89 196V195H88ZM100 196V195H99ZM138 196V195H137ZM144 196V195H143ZM151 196V195H150ZM160 196V195H158ZM167 196V197H168ZM170 196V198H171ZM177 196V195H176ZM202 196V195H201ZM261 196V195H260ZM24 197V198H22ZM84 197V196H82ZM96 197V196H95ZM102 197V196H101ZM112 197V196H111ZM136 197V196H135ZM145 197V196H144ZM255 197V196H254ZM253 197V198H254ZM258 197V196H257ZM98 198V197H96ZM95 198V199H96ZM131 198V197H130ZM146 198V197H145ZM161 198V197H160ZM205 198V197H204ZM207 198V197H206ZM1 199V198H0ZM5 199V198H4ZM2 198V200H4ZM27 199V200H26ZM32 199V198H31ZM30 199V200H31ZM85 199V198H84ZM112 199V198H111ZM119 199V198H118ZM123 199V198H122ZM148 199V198H147ZM156 199V197H155ZM169 199V198H168ZM1 200V201H2ZM7 200V199H6ZM25 200L27 202H25ZM46 200V199H44ZM100 200V199H98ZM96 200V202L98 201ZM102 200V199H101ZM110 200V199H109ZM116 200V199H114ZM151 200V199H148ZM0 201V203H1ZM34 201V200H32ZM47 201V200H46ZM91 201V200H89ZM145 201V200H144ZM153 201V199H152ZM5 202V201H4ZM48 202V201H47ZM81 202V200H80ZM86 202V201H85ZM92 202V201H91ZM112 202V200H111ZM154 202V201H153ZM42 203V202H41ZM100 203H106V202H100ZM34 204V203H33ZM47 204V203H45ZM49 204V202H48ZM81 204V203H80ZM93 204V203H92ZM96 204V203H95ZM162 204V203H161ZM50 205V204H49ZM57 205V204H55ZM67 204L63 205L61 208H63L64 206L66 207ZM101 205V204H100ZM100 205H96V206H100ZM120 205V204H119ZM43 208H42V207ZM61 206V204H60ZM102 206V205H101ZM51 206H49L50 208ZM70 207V206H69ZM68 207V208H69ZM105 207V206H104ZM21 208L23 210V215L19 216V213L15 212V209H19ZM57 208V206H56ZM152 208V207H151ZM4 209V208H3ZM64 209V208H63ZM146 209V208H144ZM17 211V210H16ZM68 211V210H67ZM146 211V210H145ZM1 212V210H0ZM22 212V211H21ZM72 212V211H71ZM156 213V212H155ZM59 214V212L57 213ZM68 214V213H67ZM66 217H69L70 215V211L69 214ZM154 214V213H153ZM56 215V212H55ZM148 215V214H147ZM73 217L76 215H72ZM71 216V217H72ZM131 216V215H130ZM163 216V215H162ZM207 216H210V214H208ZM216 216V215H215ZM227 216V215H226ZM57 217V216H56ZM72 217V218H73ZM83 217V216H82ZM86 217V216H85ZM212 215L208 218H211ZM214 217V216H213ZM212 217V218H213ZM220 217V216H219ZM133 218V217H132ZM217 218V216H216ZM236 218V217H235ZM264 218V217H263ZM71 219V218H70ZM83 219V218H82ZM89 219V217H88ZM84 220V219H83ZM87 220V219H86ZM173 220V219H172ZM171 220V221H172ZM175 220V219H174ZM177 220V219H176ZM215 220V217H214ZM72 221V222H71ZM170 221V220H169ZM179 221V220H178ZM75 222V225H76ZM80 222H82L80 220ZM89 222V221H88ZM128 222V221H127ZM174 222V221H173ZM177 222V221H176ZM205 222V221H203ZM250 222V221H249ZM248 222V223H249ZM181 223V222H180ZM236 223V222H235ZM240 223V222H239ZM243 223V222H242ZM78 224L76 226H78ZM87 224V223H86ZM203 224V223H202ZM220 224V223H219ZM251 224V223H250ZM249 224V225H250ZM10 225V224H9ZM100 225V224H99ZM102 225V224H101ZM104 225V224H103ZM103 225L101 226L103 229ZM125 225V224H122ZM121 225V227H122ZM128 225V224H126ZM125 225V226H126ZM180 225L181 224H177ZM11 226V225H10ZM9 226V227H10ZM97 226V225H96ZM110 226V225H108ZM130 226V225H129ZM8 227V226H7ZM85 228L87 229V226H85ZM109 228V227H108ZM112 228V227H111ZM117 228V227H116ZM119 228V227H118ZM127 228V227H126ZM133 228V227H132ZM146 228V227H145ZM192 228V227H191ZM99 229V228H98ZM100 228V230H102ZM136 229V228H135ZM140 228H138L137 232L139 231ZM144 229V228H143ZM142 229V231H143ZM153 229V228H152ZM155 229V228H154ZM153 229V230H154ZM110 230V229H109ZM117 230V229H116ZM128 230V229H127ZM125 230V232L122 233H129V231L131 230ZM220 230V229H218ZM217 230V231H218ZM95 231V230H94ZM108 231V230H106ZM114 231V230H113ZM127 231V232H126ZM133 231V230H132ZM145 231H148L145 230ZM150 231V230H149ZM148 231V232H149ZM192 231V230H191ZM98 232V231H97ZM110 232V231H109ZM120 232V231H119ZM94 233V232H91ZM96 233V232H95ZM99 233V232H98ZM103 233V232H102ZM111 233V232H110ZM118 233V232H117ZM121 233V232H120ZM133 233V232H132ZM141 233V232H140ZM147 233V232H146ZM113 234V233H112ZM147 235L144 233H141V235ZM98 235V234H97ZM103 235V234H102ZM106 235H108L106 233ZM134 235V234H133ZM154 235V234H153ZM101 236V235H100ZM115 236V235H113ZM124 236H126V234H124ZM128 236V234H127ZM126 236V237H127ZM132 236V235H131ZM136 236V234H135ZM104 237H106L104 235ZM129 237V236H128ZM134 237V236H133ZM132 237V238H133ZM137 237V236H136ZM135 237V241L136 238ZM139 237V236H138ZM19 238V239H20ZM123 238V237H122ZM140 238V237H139ZM144 238V237H143ZM199 238V237H197ZM204 237H201V239ZM209 238V237H208ZM214 238V237H213ZM213 238H209L210 241L213 240ZM18 239V241H19ZM110 239V238H108ZM116 239V238H115ZM126 239V238H125ZM123 238V240H125ZM128 239V238H127ZM131 239V238H130ZM150 239V238H149ZM152 239V238H151ZM157 239V238H156ZM159 239V237H158ZM161 240V237L160 239ZM212 239V240H211ZM16 240V239H13ZM11 240V241H13ZM134 240V238H133ZM163 240V239H162ZM198 240V239H197ZM205 240V239H204ZM10 241V240H9ZM26 241V240H25ZM154 241V239L152 240ZM156 241V242H157ZM166 241V240H165ZM208 241V240H206ZM209 241V242H210ZM8 242V241H7ZM17 242V241H16ZM15 242V243H16ZM35 242V243H36ZM117 243V241H115ZM114 242V243H115ZM120 240L118 241L117 244H119ZM130 241H127V243ZM155 242V241H154ZM153 242V244H154ZM162 241H160L161 243ZM181 241H179L178 243H180ZM184 242V241H182ZM200 242V241H199ZM215 242V239H214ZM214 242L212 244H214ZM220 242V241H218ZM217 242V245H218ZM10 243V242H9ZM13 243V242H12ZM126 243V244H127ZM134 243V242H133ZM150 243V242H149ZM148 242H146V244H149ZM170 243V242H169ZM176 243V242H175ZM177 243V244H178ZM187 243V242H186ZM186 243L182 244L185 245ZM205 243V242H204ZM145 244V243H144ZM165 244V243H164ZM174 244V243H173ZM181 244V243H180ZM216 244V243H215ZM214 244V245H215ZM220 244V243H219ZM222 244V243H221ZM141 245V244H140ZM139 245V246H140ZM163 245V244H162ZM168 245V244H167ZM187 245V244H186ZM185 245V246H186ZM192 245V244H191ZM128 246V245H127ZM148 246V245H146ZM150 246V245H149ZM179 246V245H178ZM189 246V243H188ZM200 246V245H199ZM197 246L199 249H201V246L199 247ZM142 247V245H141ZM170 248L172 247L169 246ZM183 247V246H182ZM191 247V246H190ZM227 247V245H226ZM225 247V248H226ZM251 247V246H250ZM259 247V246H258ZM257 247V248H258ZM127 248V247H126ZM146 248V247H145ZM189 248V247H188ZM198 248L196 249V251L198 252ZM256 248V247H255ZM186 249V248H185ZM221 249V247H220ZM136 250V249H135ZM138 250V249H137ZM161 250V249H160ZM184 250V249H183ZM193 250V249H192ZM192 250H191V254H192ZM202 250H204L202 248ZM201 250V251H202ZM222 250V249H221ZM220 250V251H221ZM227 250V249H226ZM225 250V251H226ZM264 250V249H263ZM224 251V250H223ZM222 251V253H223ZM200 252V251H199ZM190 253L188 255H190ZM195 253V252H194ZM208 253V252H207ZM233 253V252H232ZM185 254V253H184ZM206 254V253H205ZM219 254V253H218ZM226 254V253H225ZM252 254V253H251ZM262 254V253H261ZM261 254H259L261 256ZM193 255V254H192ZM207 255V254H206ZM256 255V254H255ZM264 255V254H262ZM108 256V258H109ZM197 256V255H196ZM208 256H210V254H208ZM211 256H213L211 254ZM231 256V255H230ZM233 256V255H232ZM192 257V256H191ZM200 257V256H199ZM207 257V256H206ZM205 257V258H206ZM235 257V256H234ZM234 257H230L233 258L232 260H230L229 263L232 264L231 261H234L235 264V260ZM240 257V256H239ZM263 257V256H262ZM100 258V257H99ZM201 258V257H200ZM211 258V259H210ZM220 258V257H218ZM217 258V259H218ZM237 258V257H236ZM103 259V258H102ZM100 259V260H102ZM107 259V258H106ZM216 259V258H215ZM225 259V258H224ZM228 259V258H227ZM240 259V258H238ZM256 259V258H253ZM252 259V260H253ZM99 260V259H97ZM220 260L223 259H219L216 260V264L220 262ZM251 260V261H252ZM106 261V260H105ZM215 261V260H214ZM228 261V260H227ZM225 261V262H227ZM244 261V260H243ZM75 262V263H74ZM109 262V261H108ZM117 262V261H116ZM255 262H258V260L256 259ZM97 263V261H96ZM100 262H98L97 264H99ZM102 263V262H101ZM107 263V262H106ZM221 263V262H220ZM245 263V262H244ZM251 262H249L250 264ZM95 264V263H94ZM109 264V263H108ZM112 264V263H111ZM120 264V263H119ZM215 264V262H214ZM223 264V262L221 263ZM226 264V263H225ZM228 264V263H227ZM246 264V263H245ZM248 264V263H247ZM259 264V263H257Z\"/></svg>",
	"mask_w": 264,
	"mask_h": 264
}]
</instances>
